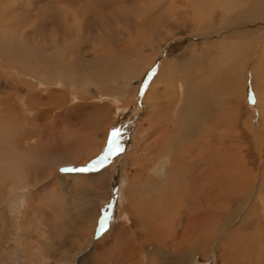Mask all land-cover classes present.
Returning <instances> with one entry per match:
<instances>
[{
	"label": "rangeland",
	"instance_id": "1",
	"mask_svg": "<svg viewBox=\"0 0 264 264\" xmlns=\"http://www.w3.org/2000/svg\"><path fill=\"white\" fill-rule=\"evenodd\" d=\"M145 1L149 2V8L146 7L145 3L148 2ZM166 2L168 1L0 0V35L2 40H6L5 44L8 46L7 49L0 45V156H3L4 152H21L24 157L23 162L32 166V170L28 167L27 174H24L29 179L24 178L16 185H12L10 180L3 179V171H0V264H66L68 257H71L70 254L73 255L72 263L69 261L68 264H108L114 257L115 243L123 238L122 226L128 222L132 200L136 197L131 196V183L135 180L145 181L150 176L157 179L163 186H169L173 178L171 162L166 157H161V154L159 156L156 154L160 152V144L162 145L166 139L179 136L176 124L186 99L181 79L174 78L177 68L171 66V63L186 64L185 60L192 57L191 43H200L196 39V35L199 34L190 33L183 24L186 15L193 14L192 6L189 0H176L180 35L159 55H157V49L152 47V41L139 37L138 39L132 28L137 25L143 26L151 17L159 13L157 7H161ZM138 3L141 5L136 6ZM141 6H144L145 10L143 8L141 11ZM18 7L23 9L19 12L25 15L30 25L15 31L13 28H7L6 25L10 13ZM186 8L188 11L185 10ZM82 11L85 12L82 14ZM214 11L218 12V9ZM88 15L98 20L100 18L105 21L112 20L110 26L114 25L113 28L122 33L121 38L112 41L114 46L132 45L138 48L143 45L147 49H143L142 51H145L140 54L141 65L138 72L128 79L132 87L130 94L123 98L125 100L119 99L118 95L101 93L98 88L102 89V86L98 87V84L94 82L88 85L84 82L80 85L81 87L71 85L72 89L77 88L75 92L69 90L70 87L61 85L63 89L55 86L56 90L48 88L47 85L36 86L35 82L33 85L28 76L33 62L35 61L34 65L37 64L38 67L41 65L49 68L50 65L45 63V59L43 61L36 56L31 58L33 61L28 60L31 64L26 61L28 57L23 55L24 60L22 59L21 62L14 59L18 52L14 49L13 41L25 42L29 36L27 34H31L35 40V44L31 46H36L39 50L48 46L50 42L59 44L60 39L67 35L70 38L69 42L80 51L78 54L89 57L104 52L103 44L94 36V33H99L100 29L93 27L94 29L90 28L92 33L87 32L84 19L89 18ZM230 16H227L228 20L233 17V15ZM38 17L45 18L39 22L47 26L42 29L46 37H43L41 30H38L40 24L34 21ZM156 17L161 22L162 18H158V15ZM226 23L219 30L220 34L213 38V43L211 42L216 52L226 46L216 42L217 37L220 36L223 39L227 36L233 39L226 31ZM191 24L189 26H192ZM183 31H188L191 36H186ZM72 37H78L79 40L74 44ZM65 45L64 43L63 46ZM63 50L64 48H58V51H52H55L56 58L60 57L64 60ZM148 50L153 56L147 61ZM173 50L177 51L175 59L169 55ZM215 51H212L208 59V61H214L212 63L214 66L207 63L205 69L210 66L208 71L211 70L214 76L219 78L216 84H213L212 80H207V84L203 83L204 86L210 87V89L205 87L203 92L206 102L203 104H208L210 107V115L208 120L203 119L205 122L201 120L202 127L195 132L193 141L187 144L183 142L185 148L181 154L180 149L176 153L180 154L176 162H183V165L188 163L189 168H192L193 161L202 158L200 154H197V150L200 147L203 148L202 144L205 145L207 142L214 154L212 164L205 161L212 169L213 178L210 177L211 175L209 177L213 184L208 185L207 175V177L203 176L204 178L201 176L199 173L201 167H197L198 170L192 168L187 178L190 176L195 178L196 192L191 191V198L195 197L194 202L196 200L195 206L191 208L189 205L190 208H186L179 204L173 205L172 208V205H165L168 203L165 202L164 209L167 208V212L169 209L172 210H170L172 213L168 214L169 217H164V220L169 219L165 228L166 249L179 253L177 255L182 257L185 256V248L188 249L193 240L192 243L195 245L192 247L196 254L192 256L193 259L189 257V264H264V58L260 57L262 48L257 53L251 47L231 49L230 52H226V55L232 53L237 56L238 59L233 62L229 61L231 59L229 55L226 56L228 60L225 62L222 54L218 57L219 53ZM73 56L76 54L74 53ZM24 61H26L24 65L27 72L23 68L21 76L19 70ZM245 62L255 64V73L244 71ZM41 66L39 69H43ZM193 66H195L194 63ZM51 68L57 69L53 66ZM102 68L100 71L104 72L107 66L103 65ZM193 77L195 79L194 75ZM172 78L174 79L171 80ZM41 86L46 89L43 90ZM150 87L152 90L159 89L154 95L151 93L146 100L144 95ZM161 94L163 97H160ZM161 98L167 99V105L160 106L157 103ZM114 128H119L121 133L117 141L119 153L114 152L108 160L100 164L99 160L109 149L110 133ZM167 134H170V137ZM208 146L205 147L208 148ZM189 147L193 150L187 153L186 149ZM217 154L221 156L216 157ZM57 157L64 158L56 160ZM54 160V165L50 166L49 163ZM234 163L243 168L242 173L239 174L243 181L239 191L223 184L218 186L220 181H227L228 178L218 179L217 176L226 173L224 169L227 164L229 170L234 171V166H231ZM85 167L91 170L63 171V169ZM204 168L202 167L201 173ZM214 177L219 181L217 182ZM100 180L104 182L105 188L99 187ZM188 180L191 181V179ZM202 181H205L204 184ZM77 183L81 186L76 187ZM96 190L97 193L103 190L104 195L98 196ZM153 191L150 192L151 196L155 193ZM244 192H247L244 200L247 203L243 202L244 208L238 211L235 202L241 194L245 196ZM77 193H80L86 205L91 207L95 214L93 217L88 216L87 218H90H86L83 223L77 218L75 205L79 197ZM189 193L190 191H187L190 197ZM89 197L93 200V204L87 200ZM149 199L146 196V199L141 201L143 204H148ZM105 211L109 216L107 230L98 233L99 221ZM228 211L236 214L233 224L216 238L214 245H208L211 240L210 230L219 226L220 222L227 218L225 214ZM132 212L135 214L136 209ZM86 231L91 232L87 238ZM137 232L142 233V228L137 229ZM108 235H110L109 238L105 240L104 238ZM103 239L105 243L102 242ZM146 251L142 254L143 256H138L137 264L153 263L152 257L148 259ZM102 257L103 261L100 263L99 259Z\"/></svg>",
	"mask_w": 264,
	"mask_h": 264
},
{
	"label": "bare ground",
	"instance_id": "2",
	"mask_svg": "<svg viewBox=\"0 0 264 264\" xmlns=\"http://www.w3.org/2000/svg\"><path fill=\"white\" fill-rule=\"evenodd\" d=\"M164 1H168V2H166L162 6L160 5L161 7H157V10L159 13L156 14L159 16L158 18H160V17L162 18V19H160V21L162 23L159 22L156 15H154V17H151L145 24H143V26L137 25V27H134V26L132 27L133 32H134V34L136 33L135 35L137 38L138 37L141 39L145 38L147 40L152 41V43H153L152 47L154 46L153 48L157 49V55L161 54L165 50V48H167L168 44L171 41H174L177 38H179L180 32H178V31L181 30V28H179L177 25V24H179V21H178L179 19L177 17L179 11H177V8L175 7L176 0H164ZM145 2H148V1H145ZM189 2L192 6L193 14H191L192 16L187 14L185 19L183 20V24H184V27H186L190 33L193 34L194 32H196L197 34H199L198 36L196 35V39L198 42L201 43V45H200V43H196V42L191 43L192 46H191L190 50L192 53V57L187 61L185 60L186 64L182 65L183 63L178 64L176 62L171 63V66H174L177 68L175 71L176 77H174V78L177 79V77H178L179 79H181V82L184 86L186 102H185L184 108L181 111V114L179 115V119L177 121L178 124H176L177 128H178L177 133L179 132L178 133L179 136L177 138L174 137L175 139L173 137L166 139L165 142L162 143V145L160 144V146H161L160 152H158V154H156L157 156H159L161 154V157H164V158L166 157L167 159L170 160L172 168H173V178H172L169 186H167V187L163 186L162 184H160V182H158L157 179H153L150 176L148 178L146 177L147 179H145V181L135 180L137 182L134 181L133 183H131V185H130V192L132 193L131 196H133V195L136 196L132 200V202H133V204L131 205V213L132 214L129 213L128 222L124 226H122L123 227V230H122L123 238L121 241H118V243L116 242L117 244L115 243V245H114V257L109 260L108 264H137L138 263V259H137L138 256L144 254V251H146V250H147L146 255L148 256V259H150L152 257L153 263H151V264H189V260H188L189 257L190 258L192 256L194 257V255L196 254V251L193 250L194 247H192L193 245H195L194 243H192L193 240L190 243V245L188 246V249L185 248L186 249L185 250V256L180 257L177 255L179 253L176 254L175 252H170V251H167V249H166L167 231L165 230V228L168 225L169 219L164 220V217H169L170 215H168V214H171L172 210L169 209V211L167 212L168 209L167 208L164 209V204H165V202H168L165 205H172V208H173V205L178 206L179 204L182 207L190 208V206H191V208H193V206H195V204H196V200L194 202L195 197L191 198V191H193V192L195 191L194 190V186H195L194 185V179L195 178L193 176L192 177L190 176V178L189 177L187 178V176H189V170L191 169V171H192V168H193V170H195V169H197V167H201V169H202V167L203 168L205 167L206 162H208V164L213 163L212 160H213L214 154L211 151L210 147L208 146L207 142L205 143V145H204V143L202 144L203 148L200 147L199 150H197V152H198L197 154H200V156L202 158H201V160L198 159L197 161H193L192 164H194V165H192V168H189L190 165L188 163H187L188 165L186 163H185L186 165L185 164L183 165V162H176L179 160L177 156H179L181 154V152L183 151V149L185 148L183 145L184 144L183 142H185L187 144V143H189V141H193V139L195 138V136H194L195 132H197L200 129V127H202L201 120H203V119L208 120L207 119L209 117L208 115H210V113H209L211 110L210 107L208 106V104L207 105L203 104L205 102L203 92L205 91V87L208 86V85L204 86L203 83L207 84V80H212V83L216 84L217 83L216 80H218V78H219V76H214V74L212 73L211 70L208 71V68H210V66H208L207 69H205L206 68L205 66H207L206 65L207 63H209V65L214 63L213 60L208 61L209 57L212 54V51H215L213 48L214 46L212 45L213 40H214L213 38L217 34H220L221 31H219V30H221L223 24H225V22H227L226 23V25H227L226 31L229 32V34L231 36L230 38H233L235 40L229 39V37L227 38V36H226L227 39L225 37H223V39H221L222 37H220V36L217 37L215 39L216 42H219L222 45H226L224 48L222 47L221 49H218L217 52L215 51L216 53H219L218 57L222 54V57H224L225 62H226V60H228V57L231 58V59H229V61L233 62L235 59H238V57L235 55H232V53H228L227 55H229V56L226 57L227 56L226 52H230L231 49H238V48L243 49L245 47L247 49V48L251 47V49H253V51L255 53L259 52V49L262 48V55L260 57H261V59L264 58V0H189ZM145 4H146V7L149 8V2L145 3ZM138 5H141V4H139V3L136 4V6H138ZM152 5H153V3H152ZM157 6H159V5L157 4ZM153 7H156V6H153ZM179 7H181V6H179ZM72 8H74V7H72ZM143 8H144V6L141 8V11ZM215 9H218V12H215L214 11ZM22 10L23 9H21V7H18L17 10H12L13 12L10 13L9 17L7 18V25L5 24L7 26V28L8 27L13 28L16 31L19 28H20V30L23 29L24 26H27L28 24L30 25V22H28L27 19H25L26 18L25 15H23L21 13ZM144 10H145V8H144ZM152 10H153V8L151 9V11ZM185 10H187V8ZM19 11H21V12H19ZM84 12L85 11H82V14ZM87 12L89 13V11H87ZM217 13H219V15H217ZM82 14L81 13L79 14L80 17H82L81 16ZM91 15H92V13H91ZM141 15H143V14H141ZM228 15H231V16L233 15V17L228 20L227 19ZM216 17L218 20L216 19ZM42 20H45V18L43 19V18L38 17L36 20H34L40 24L38 26V30H41V32H42L43 28L47 27L45 25H42L43 22H39ZM4 22H6V20ZM84 22L86 24L85 27L87 28L88 33H92L90 31V28L97 27V29L98 28L100 29V32L98 31L99 33H96V34L94 33V36H95L97 41H99L100 43L103 44L102 48H105L104 52H99L98 54L90 55L89 57H87L84 54H82V55L78 54L80 51L76 50L74 45L71 42H69L70 38L67 37V35H65L64 37H62L60 39L59 44H56L55 42H50L48 46H46L44 48L41 47L43 49L39 50L36 46H31V44H33V45L35 44V40H34V38H32L31 34H27L29 36L27 37L25 42L24 41L21 42V40H14L13 41V43L15 45L14 49H15V51L18 52V53H16L17 55L15 56L14 59L21 62L22 59L24 60L22 55L24 57H28V58H26L27 59L26 61L32 60L31 58L33 56H36L38 59H42V60L45 59V63L50 65V67L48 68V67H42L40 65V63H38L43 69H39L40 66L38 67L37 64L34 65L35 61L33 62L32 66L30 65L32 68H31V71L28 72V74H29L28 76H30L29 77L31 80L30 83L33 84V82H35L34 84L36 86L37 85L39 86L40 84L41 85H47V86H49L48 88H50L52 90H56V88L54 89L55 86H57L58 89H61L62 87L66 86V87H70L69 90H72L73 92H75V91H77V88H75V86L79 87L80 85H83L84 82L87 83L86 85L90 84V82H94V83H96V85L98 84V87H99V85L102 86V89L98 88V91H100L101 93H103V94L108 93L109 95H118L119 99L125 100L123 98H126L130 94V90L132 87L131 82L128 81V79L133 74L138 72V70L140 68L139 65H141L140 54H141V52H144L147 49H145V47L143 45H141L138 48L132 47V45L131 46L130 45L129 46L124 45L122 47L114 46L112 41H114V40L116 41L117 39L121 38L122 33L120 34L119 32H117L116 29L113 28L114 25L110 26L112 20L111 21H109V20L105 21L101 18L98 20V19H95L93 16H89V18L87 17L84 19ZM191 22L193 24H191ZM82 24H83V22H82ZM190 24L192 26H189ZM2 26H4V25L2 24ZM143 27L145 30L142 29ZM165 30H167V31H165ZM188 31L187 32L183 31V34H185L186 36H188V35L191 36ZM16 34H19V33H16ZM41 34L43 35V37H46V33L42 32ZM12 39H13V37H12ZM72 39H73L74 44L79 40L78 37H76V38L72 37ZM5 42H6V40L5 39L2 40L1 35H0V45H2L3 47H7V49H8V46L5 44ZM64 43L66 44L65 46H63ZM251 43H252V45H251ZM58 48H64V50H63V59L64 60H62L60 57L56 58L55 51L54 52L52 51V50L58 51ZM30 49H31V51H30ZM143 49H145V50L142 51ZM170 50H172V49H170ZM148 52H149V50H148ZM176 52L177 51L173 50L169 54L172 59L177 58ZM64 53H66V54H64ZM74 53L76 54V56H73ZM152 56H151V52H149V55L147 56L146 60L148 61V59H150V57L152 58ZM36 57H35V59H37ZM26 61L21 63L22 67L19 70L21 76L23 75V68L26 69V66L24 65V64H26ZM28 62L30 63V61H28ZM193 63L195 66H193ZM103 65H105V67L107 66V68L106 69L104 68L105 71L101 72L100 68H102ZM51 66L57 67V69L53 70L51 68ZM212 66H214V65L212 64ZM243 66H244L245 72L250 71L252 73H255V64H253V63L251 64L250 62H247V63L245 62V64ZM50 68H51V70H49ZM26 72H27V69H26ZM229 72H230V70L228 71V73ZM193 75L195 76V79H194ZM174 78H172L171 80H173ZM193 79H194V81H193ZM205 79H206V81H205ZM208 83H210V81ZM60 85L62 87H60ZM71 85L72 86L75 85L74 86L75 89H72ZM41 87H42V89L44 88V86H41ZM158 87H159V85H158ZM207 88L210 89V87H207ZM45 89H43V90H45ZM82 89H84V88H82ZM157 89H159V88H154L152 90V88L150 87L149 91L148 92L146 91L147 93L144 95V98L147 100V98L150 96L151 93L153 95L156 93ZM78 93H79V91H78ZM97 93H99V92H97ZM165 93H166V90H165ZM131 94H132V91H131ZM158 94H156V95H158ZM84 95H86V94L84 93ZM161 96L163 97V94H161L160 97ZM165 97H166V95H165ZM161 99L157 103L160 106L167 105V103H166L167 99H165V98H161ZM148 101H149V99H148ZM154 101H157V100H154ZM158 104H157V106H158ZM205 104H206V102H205ZM7 112H8V109H7ZM171 118H172V116H171ZM7 131H4V132L9 133ZM171 134L173 135V133H171ZM167 135L169 136L170 134H167ZM175 136H177L176 133H175ZM178 138H179V141H177ZM8 141H10V140H8ZM196 143H198V142H196ZM155 146L158 147V145H156V144H155ZM205 146L206 147L208 146V148H206ZM186 150L188 153V151H192L193 149H190V147H189ZM177 151L178 152L180 151V154L178 153L179 155L176 154ZM155 152H156V150H155ZM194 153H196V152H194ZM222 154H224V153H222ZM218 155L219 154H217L216 157ZM183 156L185 157V155H183ZM219 156H221V155H219ZM62 158H64V157H60V158L57 157L56 160H59ZM181 159H182V157L180 158V160ZM185 160L186 159H184V161ZM23 161H24V157H23V153H21V152H15V153L14 152L13 153L12 152H4L3 156L2 155L0 156V171L1 172L3 171V176H4L3 179H6V181L10 180L12 182V185H16L17 183H20V181H23L24 178H26L28 180L29 178L27 176H24V174H27L26 171L29 170L28 167H30V164L26 165V162H23ZM214 162H215V160H214ZM54 163H55V160L53 162L49 163V165L53 166ZM239 163H241V162H239ZM203 164H204V166H203ZM206 165H207V163H206ZM186 166H187V168H185ZM231 166H234V168H235L234 171L229 170V168H228L229 166L227 164V166L225 167L227 170L223 168L226 173L224 172L225 174L222 173L221 175L217 176L218 179L224 178V177H226V179L228 178L227 179L228 182L227 181H222V182L220 181L218 186H221L223 184L228 188L234 187V188H236V190L239 191L240 188H242V182H243L241 177H239V174L242 173L243 168L238 166L236 163H234V165H231ZM201 169L199 171L201 176L202 177L208 176L206 182L208 183L209 186L212 185L213 183L210 179V177L213 178L212 177L213 173H211L212 172L211 167L209 168V165H207L204 168V170L202 171V173H201ZM231 169H233V168H231ZM30 170H32V166L30 167ZM209 175H211V176L209 177ZM34 177H37V176H34ZM34 177H32V178H34ZM186 178L191 179V181L190 182H189V180L187 181ZM214 179H215V177H214ZM196 180H197V178H196ZM204 182H203V184H204ZM100 184H101V186H99L100 188H105V184L103 181L101 182V180H100ZM80 186H81L80 184H78V183L76 184V187H80ZM209 186H207L208 189H209ZM13 187L16 188V186H13ZM205 188L206 187H204V189ZM151 191L155 192L153 194V196L150 195ZM187 191H190V193H189L190 197L188 196ZM198 192H200V191H198ZM96 193H97V190H96ZM225 193L226 192L224 191V194ZM224 194H223V196H224ZM231 194L233 195V193H231ZM243 194L245 196L243 197V196H241L242 195L241 194L238 197L239 199L235 202L236 210H238V211H240L244 208L243 206H244V203L246 202L244 200L247 197V192H244ZM97 195L98 196L104 195L103 190H102V192L100 191L99 193H97ZM78 196H79L78 199L75 201L76 212L78 214L77 218L79 219V222L83 223L84 220L88 216L93 217V215H95V214H94L92 208L88 207L86 205V202L84 201L83 197L80 196V193L78 194ZM146 196H148L150 199L147 201L148 204H143L141 199L145 200ZM193 196H194V194H193ZM197 197H198V195H197ZM227 199H229V198H227ZM87 200H90L93 204V200L90 199V197ZM89 204H90V202H89ZM134 206H135V208H134ZM198 206H200V205L198 204ZM208 206H209V204H208ZM134 209H136L135 214H137V216H135V217L133 216L135 214L132 212ZM179 211H180V209H179ZM165 213H166V215H165ZM225 215H227V218H224V221L220 222L219 226L214 227L213 230H210L211 240L209 241L208 245H210V246L214 245L216 238H218L219 235H222L224 230L226 228H228V226L233 224L234 217L236 216V214H234L233 211H228V213H226ZM89 218H87V219H89ZM91 227H93V226L91 225ZM140 227L142 228V233L137 232V229H139ZM200 230H202V229H200ZM208 230H209V228H208ZM87 233L88 234L86 235V238L89 237V234H91V232H87ZM109 236L110 235H108L104 239L107 240V238H109ZM193 236H194V234H193ZM104 239L102 240V242L105 243ZM232 252H233V249H232ZM70 255H71V257H68L67 261L68 262L70 261L72 263L73 255L72 254H70ZM103 255H105V254H103ZM242 256H243V254H242ZM193 257H192V259H193ZM251 257H252V259H254L253 256H251ZM251 257H250V259H251ZM102 261H103V257L101 259H99L100 263H102ZM68 262L66 264H68ZM149 263H150V261H149ZM146 264H148V263H146Z\"/></svg>",
	"mask_w": 264,
	"mask_h": 264
},
{
	"label": "snow or ice",
	"instance_id": "3",
	"mask_svg": "<svg viewBox=\"0 0 264 264\" xmlns=\"http://www.w3.org/2000/svg\"><path fill=\"white\" fill-rule=\"evenodd\" d=\"M253 103L255 102V100L253 99L252 101ZM120 129L119 128H114L111 133H110V139H109V149L107 151V153L103 156V158L101 160H99L100 164H103V162L105 160H108L113 153L115 152L116 154L119 153V145L117 144V141L120 137ZM95 163V162H94ZM91 170L88 167L85 168H79V169H63V171H89ZM109 220V216H108V212L105 211L103 214V217L100 219L99 221V225H98V233H103L107 230V221Z\"/></svg>",
	"mask_w": 264,
	"mask_h": 264
}]
</instances>
